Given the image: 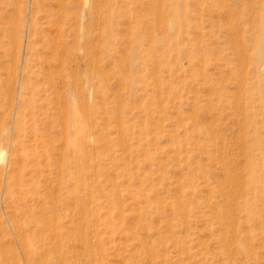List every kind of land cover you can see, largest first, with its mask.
Masks as SVG:
<instances>
[{"label":"rangeland","instance_id":"obj_1","mask_svg":"<svg viewBox=\"0 0 264 264\" xmlns=\"http://www.w3.org/2000/svg\"><path fill=\"white\" fill-rule=\"evenodd\" d=\"M0 264H264V0H0Z\"/></svg>","mask_w":264,"mask_h":264},{"label":"bare ground","instance_id":"obj_2","mask_svg":"<svg viewBox=\"0 0 264 264\" xmlns=\"http://www.w3.org/2000/svg\"><path fill=\"white\" fill-rule=\"evenodd\" d=\"M2 153H3V152H2V151H0V158H3V155H2Z\"/></svg>","mask_w":264,"mask_h":264}]
</instances>
